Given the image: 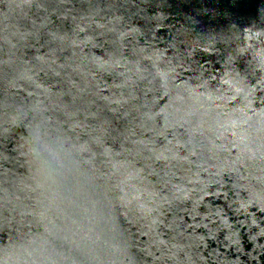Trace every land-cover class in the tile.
<instances>
[{"label":"water","instance_id":"water-1","mask_svg":"<svg viewBox=\"0 0 264 264\" xmlns=\"http://www.w3.org/2000/svg\"><path fill=\"white\" fill-rule=\"evenodd\" d=\"M0 264H264V0H0Z\"/></svg>","mask_w":264,"mask_h":264}]
</instances>
